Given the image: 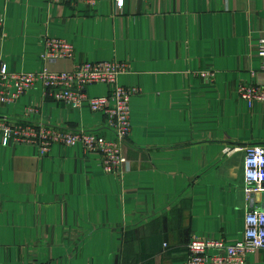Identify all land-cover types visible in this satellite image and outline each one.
Returning <instances> with one entry per match:
<instances>
[{"label":"crops","instance_id":"0c3cea01","mask_svg":"<svg viewBox=\"0 0 264 264\" xmlns=\"http://www.w3.org/2000/svg\"><path fill=\"white\" fill-rule=\"evenodd\" d=\"M0 22V65L10 73L39 71L44 38H53L74 55L51 70L118 61L128 67L119 84L137 90L130 136L119 142L121 175L106 174L80 145L41 156L0 137V264H183L192 238L237 242L245 217L264 211V193L245 192L244 152L224 153L264 146V102L237 93L264 88V0H125L121 9L112 0H0ZM41 90L0 105V119L116 141L103 115ZM246 264H264V251Z\"/></svg>","mask_w":264,"mask_h":264},{"label":"built area","instance_id":"2783aa9c","mask_svg":"<svg viewBox=\"0 0 264 264\" xmlns=\"http://www.w3.org/2000/svg\"><path fill=\"white\" fill-rule=\"evenodd\" d=\"M60 4L65 0H49ZM87 6H96L98 0H74ZM116 9L123 7L125 0H112ZM137 1V0H135ZM0 22V30H1ZM258 56L262 59L264 72V38L258 41ZM73 47L60 39L44 38L42 68L37 72L10 73L4 64L0 65V105H13L34 86H41L42 98L54 103L80 110L86 105L90 112L104 116L105 127L116 141H107L103 136L85 131H63L34 123H15L0 119L2 145L12 142L16 145H30L41 156L49 153L53 145L73 147L80 145L86 154L97 156L106 174L121 175L128 168L119 142L131 133L130 101L137 94L135 88L123 87L119 77L126 73V63L118 61H96L77 64L70 71H53L48 65L71 60ZM198 77L213 82L215 73L200 71ZM94 85L109 87V92L100 97H89L86 89ZM241 99L251 104L264 102V88L255 85L238 87ZM32 109L26 115L33 113ZM244 152L245 192L264 193V146H247L225 149V155ZM165 247V245H164ZM264 251V211H255L245 217L242 238L228 243L223 238L215 241L192 238L186 246L183 264H246L248 255Z\"/></svg>","mask_w":264,"mask_h":264},{"label":"rangeland","instance_id":"374dc122","mask_svg":"<svg viewBox=\"0 0 264 264\" xmlns=\"http://www.w3.org/2000/svg\"><path fill=\"white\" fill-rule=\"evenodd\" d=\"M38 126H40V124H35V123L33 124V127H38Z\"/></svg>","mask_w":264,"mask_h":264},{"label":"trees","instance_id":"16d2710c","mask_svg":"<svg viewBox=\"0 0 264 264\" xmlns=\"http://www.w3.org/2000/svg\"><path fill=\"white\" fill-rule=\"evenodd\" d=\"M188 243H189V242H188ZM188 243H187V244H188Z\"/></svg>","mask_w":264,"mask_h":264}]
</instances>
